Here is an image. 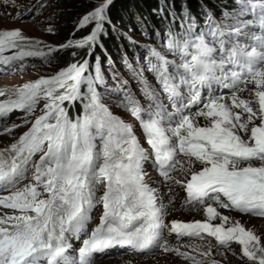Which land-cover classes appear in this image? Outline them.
<instances>
[{"label": "snow or ice", "instance_id": "1", "mask_svg": "<svg viewBox=\"0 0 264 264\" xmlns=\"http://www.w3.org/2000/svg\"><path fill=\"white\" fill-rule=\"evenodd\" d=\"M233 3L222 19L209 11L201 22L189 13L165 34V51L149 49L160 89L142 88L143 103L127 81L115 92L107 87L88 60L11 92L0 88L2 132L21 127L8 124L14 112L28 116L44 102L29 130L0 148V206L11 210L0 212V264H94L115 248H159L190 264H219L207 259L210 248L184 251L168 244L171 236L178 244L206 237L221 247L235 243L250 264H264V238L220 211L264 218V0ZM111 4L104 0L82 18L81 27L94 23L87 37L59 48H41L19 28L0 29V73L27 69L29 58L51 63L63 48L95 47L111 24ZM43 7L39 0L17 18ZM98 86L120 96L118 107L136 124L114 114ZM147 167L169 192L184 191L181 208L202 210L206 219L168 221ZM97 211L99 223L89 231Z\"/></svg>", "mask_w": 264, "mask_h": 264}, {"label": "rangeland", "instance_id": "2", "mask_svg": "<svg viewBox=\"0 0 264 264\" xmlns=\"http://www.w3.org/2000/svg\"><path fill=\"white\" fill-rule=\"evenodd\" d=\"M90 1H92V3L88 8L80 11H74L67 0H44V7L37 11L34 16H24L23 19H20L17 18L16 14L19 12L21 16H23L28 8H32L33 6L37 5L39 0H11V2L8 4H5L3 3V0H0V29L19 28L23 31L24 35L30 37L32 41L41 42L39 45L41 48H43L45 45L59 48L61 45H64L69 41L75 43L76 41L82 40L92 31L94 23H90L84 27H81V20L85 15L92 12L97 6H99V4L103 3L104 0ZM114 1L115 0H112L111 5H113ZM193 2L195 3V9H203L205 11L215 12L213 8L207 6L204 0H193ZM231 2L230 0H221L222 7L220 8L222 13L216 14L215 12V17L222 19L223 13L226 10H232L234 3L233 0H231ZM223 3L225 4L224 6ZM110 6L108 8V16L111 20V24H105L106 34L101 36L99 44H97L95 47L86 45L82 48L75 46L63 48L62 50L54 53L55 58L52 59L51 63H48L41 58H29L26 61V63L29 65L27 69H18L17 71L10 74L0 73V88L7 89L9 92H11L15 87L22 85L25 82L34 81L35 79L42 76L47 77L54 75L62 68L73 63H83L90 57L91 59L93 58L91 64H89L90 70L95 66L99 71H101L107 81V87L112 88L114 92L118 91L119 88L124 87L118 80H116L114 76V73H120L122 76H126L131 79L129 73L125 70L124 66L120 62L122 57L125 55L133 56L136 51L137 53H142L143 47H150L157 44L156 34L161 27H156L154 23H149V17L152 16L151 19L155 20H164L166 23V21L169 22L170 20H173V18L176 19V15L178 13L176 10H171V13H169L167 16L163 12L156 13L154 11L153 15L150 14L149 16L147 14H139L133 7H131L129 11H126L125 13L121 12L118 15V18L112 19ZM49 28H51L52 31H49ZM106 37L115 40V42H117L116 44L119 45V48H106L104 46V40ZM161 47L163 48V42ZM75 50H79V53H74ZM66 52L76 55H73V58L67 59L68 57L65 56ZM77 58H79V60H77ZM71 59H73L72 62H70ZM97 61L99 62L98 64ZM136 62H138V60ZM104 87L105 86H101L99 91L105 96L104 102L109 105L114 114L119 115L126 121L135 124L131 114L125 109L118 107L117 102L121 99V97L115 95L114 92L105 93ZM241 95L244 98H247L249 94L248 92H244L241 93ZM0 99H4V97H0ZM43 103L44 102L42 101L35 112L28 116H25L23 113L14 112L15 114L9 119L8 124L9 126L11 124H18L21 125V127L14 129L13 132L9 133L11 135V143L15 142L19 136L23 134V132L31 127V124L34 122L36 116L42 114L41 109L43 108ZM25 119H27L29 123H24ZM1 132L2 131H0V135ZM173 175H175V173H173ZM148 176V182L153 188L159 190L162 202L168 206V213H172L171 215H168V221L172 219H178L187 222L192 220L206 219L202 210L189 211L187 209L181 208L185 193L179 187L176 188L179 190L178 192L182 201L181 204H176L177 202L175 199L177 196L171 202V204L166 202L167 199L164 198V195L169 199V197L173 195V191H168V184L164 181L162 176L154 173V171L148 172ZM158 176L162 180H156L155 178ZM166 194L169 195V197ZM4 211L5 209H0V212ZM220 211H222L224 215H228L236 220H239L246 227L252 228L257 232L258 235L264 238V228L262 227V224H264V218L253 217L228 209H221ZM100 214V211L95 213L97 216H100ZM216 223H219V221H216ZM92 224L93 221L91 222L90 226H92ZM168 242L172 243L169 244L170 246H185L184 248L187 249L185 251H192L195 246H199L198 250L200 251H208L210 248L211 256L207 259L209 261L211 259H215L219 261V264H250L247 258L242 257L240 248L241 246L235 243L227 248L221 247L217 245V242L214 238L206 237L204 240L184 238L178 244L175 236L169 237ZM181 250L184 249L181 248ZM155 251L157 252H151L155 253L154 256L148 257L155 259L151 260V263L149 264H190V262L184 261L183 258L178 257L175 253H164L162 249L159 248H157ZM159 252L161 254H159ZM151 253H137L135 255L146 256L150 255ZM134 258L135 257L128 258L124 264H136L133 260H130ZM98 260L107 261L109 259H97V261Z\"/></svg>", "mask_w": 264, "mask_h": 264}, {"label": "trees", "instance_id": "3", "mask_svg": "<svg viewBox=\"0 0 264 264\" xmlns=\"http://www.w3.org/2000/svg\"><path fill=\"white\" fill-rule=\"evenodd\" d=\"M204 1L207 4V6L214 9L216 14L222 13L221 8H220L222 7L221 0H217V1L204 0ZM67 2L72 6V9L74 11H80V10L86 9L89 6H91V3H92V1L90 0H67ZM224 5L225 4L223 3V6ZM131 7H133L137 13L147 14L149 16L150 14L153 15L154 11L156 13L163 12L165 15L168 16L169 13H171V10H174V11L176 10L178 13L176 15V18L180 20L182 19V16L186 11L198 12V11L203 10V9H195L196 7H195V3L193 2V0H115L113 5L110 6V13H111L112 19L118 18V15L121 12L125 13L126 11H129ZM232 7H234V5ZM151 17L152 16L149 17L150 18L149 23L151 24L154 23L156 27L160 26L161 28H164L168 26L171 21V20L169 22L166 21L165 23L164 20H161V19L155 20V19H151ZM104 43H105L104 46L108 49H112L113 47L119 48V45L116 44L117 42H115V40L109 37L105 38ZM75 52L79 53V50H75L74 53ZM73 55H76V54H71L69 52H66L65 54V56L68 57L67 59L73 58ZM79 58H77V60H79ZM72 60L73 59H71L70 62H72ZM92 60L93 58L92 59L91 57L88 58L89 64H91ZM67 107H70V105H67Z\"/></svg>", "mask_w": 264, "mask_h": 264}, {"label": "bare ground", "instance_id": "4", "mask_svg": "<svg viewBox=\"0 0 264 264\" xmlns=\"http://www.w3.org/2000/svg\"><path fill=\"white\" fill-rule=\"evenodd\" d=\"M13 132V131H12ZM11 135L8 133L7 134V132H1V135H0V143H1V145H0V148H4V147H7L8 146V144H10L11 142ZM2 146V147H1ZM152 172V171H151ZM146 179H148V181H149V176L146 178ZM156 180H162L161 178H159V176L158 177H156L155 178ZM152 180V179H151ZM22 183H27V181H23ZM179 190H177V188L175 187L174 189H173V195H171V196H177L176 197V199H175V201L177 202L176 204H181V199H180V194H179V192H178ZM178 192V193H177ZM167 195V194H166ZM168 197H169V195H167ZM164 198H166L167 199V201L166 202H169V199L164 195ZM5 211H11V210H5ZM169 212H171V211H169ZM172 213H169V215H171ZM95 217H97V220H96V218ZM186 217V216H185ZM167 218H168V216H167ZM99 220V216H97V215H94V217H93V223H95L96 221H98ZM167 220H169V218L167 219ZM248 224V223H247ZM89 227H90V225H89ZM262 227L264 228V224H262ZM171 242H168V244H170ZM172 244V243H171ZM185 246H181V248L182 249H184V251L185 250H187V249H185L184 248ZM241 248V247H240ZM239 248V249H240ZM156 250V249H155ZM155 250H153L152 252H157V251H155ZM151 253V252H150ZM159 254H161L160 252H159ZM155 255V253H151L150 255H146V256H142V255H132V256H130V255H128V256H120V257H117V258H110L109 260H107V261H101V260H98V261H94V264H124L126 261H127V259L128 258H132V257H135L134 259H130V260H133L134 261V263H136V264H149V263H151L150 261L151 260H155L154 258H148V257H150V256H154ZM157 255V254H156ZM157 260V259H156ZM159 260V259H158ZM133 263V262H132Z\"/></svg>", "mask_w": 264, "mask_h": 264}, {"label": "water", "instance_id": "5", "mask_svg": "<svg viewBox=\"0 0 264 264\" xmlns=\"http://www.w3.org/2000/svg\"><path fill=\"white\" fill-rule=\"evenodd\" d=\"M29 9V8H28Z\"/></svg>", "mask_w": 264, "mask_h": 264}]
</instances>
